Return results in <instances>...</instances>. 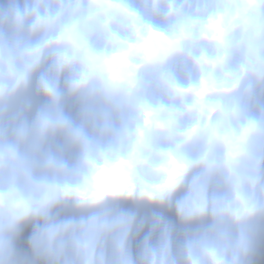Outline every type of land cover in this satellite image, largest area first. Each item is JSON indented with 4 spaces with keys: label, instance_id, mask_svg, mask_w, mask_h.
<instances>
[{
    "label": "clouds",
    "instance_id": "clouds-1",
    "mask_svg": "<svg viewBox=\"0 0 264 264\" xmlns=\"http://www.w3.org/2000/svg\"><path fill=\"white\" fill-rule=\"evenodd\" d=\"M0 264H264V0H0Z\"/></svg>",
    "mask_w": 264,
    "mask_h": 264
}]
</instances>
